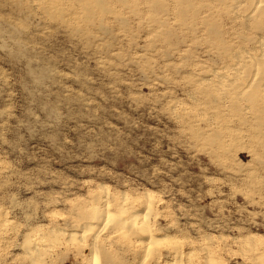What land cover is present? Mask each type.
Masks as SVG:
<instances>
[{
    "label": "rangeland",
    "instance_id": "374dc122",
    "mask_svg": "<svg viewBox=\"0 0 264 264\" xmlns=\"http://www.w3.org/2000/svg\"><path fill=\"white\" fill-rule=\"evenodd\" d=\"M244 1L0 0V264H264ZM123 204L150 251L96 224Z\"/></svg>",
    "mask_w": 264,
    "mask_h": 264
},
{
    "label": "bare ground",
    "instance_id": "6f19581e",
    "mask_svg": "<svg viewBox=\"0 0 264 264\" xmlns=\"http://www.w3.org/2000/svg\"><path fill=\"white\" fill-rule=\"evenodd\" d=\"M246 2L245 3L247 4L248 9L251 8L252 9L251 11L253 12V14L258 13L259 15H262V14L264 15V0H246ZM249 17H251V16H249ZM261 18H263V17H261ZM261 18H258V19H261ZM262 40H260L261 42L259 43V46L261 47V49L263 47V51L261 52V55L259 57H257V56L254 57L252 55H243V56L239 55L238 58H237L240 61H242V63H243L242 66H243V70H244L245 74H246V72L249 74V71L252 70L254 72L253 74H255V77L258 76V79H257L258 83L257 84L252 82V81L255 80L254 78L250 82V85H254L253 88H256V87L258 88V86L261 85L260 83H262L261 82L262 81L261 78L262 77L264 78V42H263L264 40L263 41ZM235 71H236V69H235ZM220 75H222V74L216 73V75L214 77H216V76L219 77ZM222 77H224V75L221 76V78ZM235 77H236V75H235ZM219 82H221V80ZM221 83H223V81ZM250 85H249L248 88L251 87ZM228 86H230V85H228ZM244 90H242V93L240 94V97H247L249 99L250 103H255V102L258 101L257 93L255 92V89L254 90H249V91L248 90L244 91ZM217 92H218V90H217ZM148 208H150V207L147 205V208L144 210V212H133L132 213L131 210H130V207L125 206V204H123L122 208H120V211L118 212V214H116V216H114V215L112 216L111 214H109L107 212V210H104V209H101V208H97V207L92 210V214H93V211H94V218L96 220V224H98L100 221H102L103 226L105 228H107L108 225L110 226V228H109L110 232H115V231L122 230V231H124V233L126 235L130 234V235L145 236L146 237V241H147L146 246H147V249H149V248H151L152 244L155 242L154 241L155 239L151 238L149 236V234H148V227H147V221H146L147 214L149 212ZM103 226H101V227H103ZM89 230H91V229L89 228ZM95 238H96V236H95ZM147 249H146V251H147ZM149 251H150V249H149ZM98 254H97L96 250H92L91 253H89V256H88V264H97V256H98ZM37 260H38V258L36 257L34 259V262L36 263Z\"/></svg>",
    "mask_w": 264,
    "mask_h": 264
}]
</instances>
